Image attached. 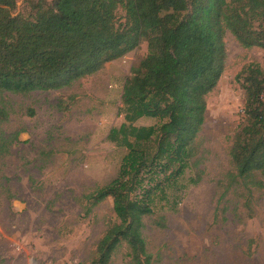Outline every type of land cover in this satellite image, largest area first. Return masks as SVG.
<instances>
[{
	"label": "trees",
	"instance_id": "1",
	"mask_svg": "<svg viewBox=\"0 0 264 264\" xmlns=\"http://www.w3.org/2000/svg\"><path fill=\"white\" fill-rule=\"evenodd\" d=\"M16 3L0 0V92L61 90L147 43L123 86V122L106 137L126 150L118 174L84 198L89 212L110 197L117 221L98 241L93 264H109L121 243L131 264H154L143 219L168 201L194 155L206 96L224 72L225 32L242 48L264 52V0H36L27 16L15 12ZM119 8L125 17L116 25ZM236 81L244 119L231 137V170L218 183V205L232 190L243 191L246 202L264 191V71L252 63ZM140 119L158 122L138 126ZM7 120L0 108V126ZM19 134L0 129V157ZM156 225L165 228V218Z\"/></svg>",
	"mask_w": 264,
	"mask_h": 264
},
{
	"label": "rangeland",
	"instance_id": "2",
	"mask_svg": "<svg viewBox=\"0 0 264 264\" xmlns=\"http://www.w3.org/2000/svg\"><path fill=\"white\" fill-rule=\"evenodd\" d=\"M32 1L16 0L15 12L29 15ZM124 17L119 8L116 25ZM224 44V72L206 96L188 168L168 201L143 219L154 264H264V191H254L246 202L243 191L232 190L217 204L218 183L231 170V137L244 119L236 76L252 63L264 71V52L242 48L228 31ZM146 55L142 41L70 87L27 95L0 92V108L8 113L0 129L6 136L20 132L0 157V264H93L98 241L117 221L110 197L89 212L84 197L118 174L126 150L106 137L123 122V86ZM157 122L140 119L136 125ZM160 216L165 228L156 225ZM109 264H131L125 243Z\"/></svg>",
	"mask_w": 264,
	"mask_h": 264
}]
</instances>
